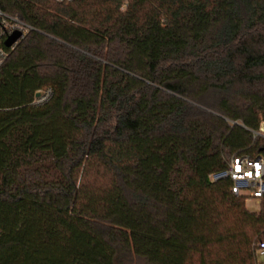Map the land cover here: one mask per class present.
<instances>
[{
	"label": "trees",
	"instance_id": "trees-1",
	"mask_svg": "<svg viewBox=\"0 0 264 264\" xmlns=\"http://www.w3.org/2000/svg\"><path fill=\"white\" fill-rule=\"evenodd\" d=\"M0 264H257L264 0H0ZM51 89L40 104L38 90Z\"/></svg>",
	"mask_w": 264,
	"mask_h": 264
},
{
	"label": "built area",
	"instance_id": "built-area-1",
	"mask_svg": "<svg viewBox=\"0 0 264 264\" xmlns=\"http://www.w3.org/2000/svg\"><path fill=\"white\" fill-rule=\"evenodd\" d=\"M59 2L69 0H56ZM31 26L22 22L16 16L5 13L0 8V67L8 57L9 50L31 30ZM14 31L21 33L20 37L10 46L4 45L5 39ZM50 88H43L37 91L38 97H34L33 103L40 104L51 96ZM259 133L264 136V123L261 124ZM229 177L232 180L231 192L233 194L247 198H264V155L252 157L248 154L234 156L227 170L221 173L210 175V178L217 180ZM254 254L257 264H264V233L260 239L254 243Z\"/></svg>",
	"mask_w": 264,
	"mask_h": 264
},
{
	"label": "rangeland",
	"instance_id": "rangeland-1",
	"mask_svg": "<svg viewBox=\"0 0 264 264\" xmlns=\"http://www.w3.org/2000/svg\"><path fill=\"white\" fill-rule=\"evenodd\" d=\"M245 206L249 211L258 212L259 210H264V198L263 199H255V198H247L245 200Z\"/></svg>",
	"mask_w": 264,
	"mask_h": 264
},
{
	"label": "water",
	"instance_id": "water-1",
	"mask_svg": "<svg viewBox=\"0 0 264 264\" xmlns=\"http://www.w3.org/2000/svg\"><path fill=\"white\" fill-rule=\"evenodd\" d=\"M20 35L21 33L19 31H14L5 39L4 45L6 47H10L20 37ZM35 96L38 97L39 94L36 93Z\"/></svg>",
	"mask_w": 264,
	"mask_h": 264
}]
</instances>
